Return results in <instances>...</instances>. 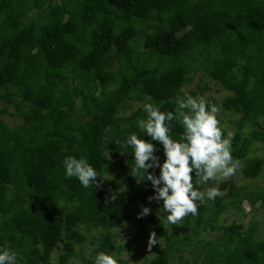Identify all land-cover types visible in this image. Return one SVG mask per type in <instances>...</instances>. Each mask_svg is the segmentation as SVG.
<instances>
[{
    "label": "trees",
    "instance_id": "trees-1",
    "mask_svg": "<svg viewBox=\"0 0 264 264\" xmlns=\"http://www.w3.org/2000/svg\"><path fill=\"white\" fill-rule=\"evenodd\" d=\"M200 72L232 93L223 109L240 115L239 130H251L235 134L231 154L243 161L245 178H258L264 157L250 153L264 145V0H0V103H7L0 110V248L16 252L18 264H52L61 249L59 264H68L77 255L74 242L86 240L76 230L84 226L101 232L85 259L93 264L113 248L112 231L125 222L137 219L143 230L150 224L164 236L169 226L160 217L133 213L141 206L158 210L160 202H149L155 192L144 175L130 174L134 155L122 145L135 133L155 145L162 164V145L137 126L146 118L143 105L174 111L177 96L198 95L182 89ZM137 102L134 113L118 117ZM10 105L23 120L21 131L1 119L11 115ZM169 127L179 140L183 127L175 120ZM68 156L87 159L98 184L85 188L67 177ZM114 166L127 171L117 185L106 179ZM149 171L159 176L158 168ZM193 183L199 190L195 176ZM108 187L117 191L113 199ZM218 188L223 195L212 201V225L228 199L243 195L264 204L262 188L246 192L232 180ZM207 209L198 202L187 230L210 222ZM220 228L224 245L210 243L202 264H264V241L242 225ZM184 239L160 249L150 264H171L192 235ZM235 245L238 254L223 252Z\"/></svg>",
    "mask_w": 264,
    "mask_h": 264
},
{
    "label": "clouds",
    "instance_id": "clouds-1",
    "mask_svg": "<svg viewBox=\"0 0 264 264\" xmlns=\"http://www.w3.org/2000/svg\"><path fill=\"white\" fill-rule=\"evenodd\" d=\"M151 100V97H147ZM175 110L163 112L154 103L143 105L146 118L137 121L142 133L151 138V141L162 145L165 160L161 164L155 145L146 139L139 138L132 133L123 147H130L134 155V164L130 174L138 178L144 175L150 181L155 195L148 197L149 202L163 201V210L167 213L166 222L178 225L188 215L198 213L199 204L207 200H214L223 195L218 187H210L206 191L197 190L193 177L197 182L208 183L210 180L217 183L228 180L235 175L239 161L231 154L232 133L227 138L218 119L219 109L209 105L203 96H177ZM178 122L183 127V134L179 140L170 135L169 124ZM66 176L75 177L85 188L98 184V173L88 163L87 159L74 156L66 157L63 162ZM158 168L159 176L150 169ZM142 207L138 219L151 213L148 207ZM156 233L152 232L148 241V250L157 244ZM17 253L0 248V264H18ZM93 264H118L110 253L99 252L93 257Z\"/></svg>",
    "mask_w": 264,
    "mask_h": 264
},
{
    "label": "rangeland",
    "instance_id": "rangeland-1",
    "mask_svg": "<svg viewBox=\"0 0 264 264\" xmlns=\"http://www.w3.org/2000/svg\"><path fill=\"white\" fill-rule=\"evenodd\" d=\"M190 91H196L198 93L197 96H203L209 105L218 107L220 126L224 131L225 138H227L228 132L233 134L231 143L236 133L241 132L247 136L248 132L251 130L250 128L246 127L239 130L237 127L236 123L239 121L240 115L231 114L223 109V101L232 93L225 90L221 85L217 84L214 79L205 75L204 72L196 74L194 80L182 89L183 93H189ZM6 104L5 101H2L0 103V110L4 108ZM140 106H142L141 102L132 103V106L120 112L118 117H128ZM8 111L12 116L3 115L1 119L11 128L21 131L23 120L18 116L15 105L8 106ZM259 129L264 130V116L260 118ZM250 157H264V145L262 142L253 145ZM115 160V158L111 157L112 162ZM243 167V161H239V167L235 175L228 180L236 182L239 187H245L246 192H257L260 188L264 189V170L258 178L248 179L242 174ZM126 173L127 171L124 167L114 166L113 171L106 174V179L117 185L122 181ZM222 182L224 181L217 183L210 180L206 184L198 182L197 186L200 191H206L210 187H219ZM108 192L110 199H113L117 193L114 188L112 189L109 187ZM242 197L243 195L240 196V198L226 200L224 202L226 204V209L218 215L217 222L214 225L211 223V219H213V200H207L203 205L208 207L205 215L210 219V222L205 223L197 229L192 227L190 230H187L186 226H184L187 221L186 217L178 225L167 223V213L163 210V201H160L158 210L152 206L148 207L151 209V213L147 215L146 218L149 221L153 216L160 217L162 221L169 226L167 233L164 236L158 235L150 224H148L146 230H143L137 219L125 222L112 231L114 235V246L108 250V253L114 256L118 264H150L151 260L156 257L160 249L172 241L180 242L185 240L184 236L188 234L189 236L192 235V241L184 249L174 253L171 264H183V262L184 264H202L207 253L210 251V243L220 244V249L224 245V230L220 227H231L232 225H242L241 231L253 233L252 237L254 241H264V204L258 202L252 205ZM141 211L142 207H136L133 213L138 217ZM76 230L80 232L86 240L83 243L74 242L77 255L71 257L68 264H88L85 259H88L93 249L97 247L101 232L97 230L87 231L84 226H80L76 228ZM152 232L156 233L158 241L157 244L152 247L151 251H149L148 241ZM119 247H126V249L120 252ZM223 252L227 253V255L238 254V246L227 247V249H223ZM62 253L61 249L54 251L51 257L52 264H59Z\"/></svg>",
    "mask_w": 264,
    "mask_h": 264
}]
</instances>
